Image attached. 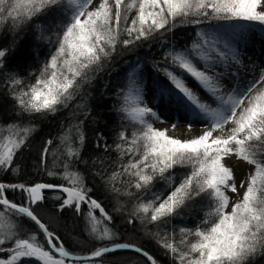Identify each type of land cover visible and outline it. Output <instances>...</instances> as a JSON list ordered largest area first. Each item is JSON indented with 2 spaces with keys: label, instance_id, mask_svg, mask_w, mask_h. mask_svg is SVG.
<instances>
[{
  "label": "snow or ice",
  "instance_id": "6c2138e0",
  "mask_svg": "<svg viewBox=\"0 0 264 264\" xmlns=\"http://www.w3.org/2000/svg\"><path fill=\"white\" fill-rule=\"evenodd\" d=\"M50 13L56 20L47 29L39 22L33 25L36 39L49 48L30 79L6 66L11 49L0 48V74L18 114L16 121L0 122V172L19 173L14 162L36 130L32 118L70 110L52 153L61 171L47 172L64 183L0 181V264H104L106 255L122 250L139 254L146 264H159L143 247L115 242L113 216L73 165L80 160L84 120L90 115L85 86L111 62L118 47L124 51L160 42L178 27H193V38L181 47L167 45L163 64L152 67L170 86L160 90V98L167 93L203 126L193 132L189 121L186 138L156 127L165 121L147 104L145 66L137 61L118 89L117 112L131 132L122 124L113 170L106 179L96 175L117 200L131 201L127 223L139 221L172 264H253L264 255V67L255 74L253 64L248 79L239 47L253 25L264 29V0H0V31L15 33ZM189 79L208 100L189 86ZM24 117L28 123L22 122ZM100 141L103 134L97 147H111ZM52 145V139L45 141L42 164ZM48 190L60 193L54 197L59 201L56 211L71 209L83 221L89 243L98 242L86 255L70 250L39 215ZM15 193L19 201L10 198ZM187 218L193 227L172 223L179 219L184 224Z\"/></svg>",
  "mask_w": 264,
  "mask_h": 264
},
{
  "label": "trees",
  "instance_id": "16d2710c",
  "mask_svg": "<svg viewBox=\"0 0 264 264\" xmlns=\"http://www.w3.org/2000/svg\"><path fill=\"white\" fill-rule=\"evenodd\" d=\"M55 20V15L50 13L47 17L36 18L15 33L10 32L7 28L0 31V48L11 49L6 59V66L9 69L19 71L20 75L26 78V81L30 79L28 74L38 69L41 61L46 58L49 48L47 43L36 39L37 32L33 25L39 22L47 29L49 22L54 23ZM252 28L264 35V29L259 25H253ZM194 30L193 27H178L173 33L162 37L160 42L152 40L144 42L139 47H131L124 51L119 47L117 48V54L111 62L105 65L103 71L96 74L90 85L85 86L87 95L84 97V102L88 105L90 115L84 120L85 142L80 153V160L75 161L73 165L75 170L84 176L88 186L93 188V195L113 216V222L110 226L118 233L115 242L135 243L154 254L159 264H172L168 255L165 254L166 250L160 247L154 239L144 234L145 228L139 221L133 224L127 223V218L131 213V201L125 197L117 200L112 193L105 189L104 181L96 173L100 172L106 179L107 173L113 170L114 161L117 160L114 144L122 124L128 127L129 132H131V126L127 121H122L117 112L120 103L118 89L125 81L126 71L137 61L147 62L151 67L157 63L163 64V53L166 46L169 44L177 47L184 46L193 38ZM36 52L39 53V57L35 55ZM153 78L158 88L170 87L163 75L155 70ZM3 79L4 74H0V122L8 123L18 120V114L13 111L15 102L9 97ZM69 115L70 110H64L55 116L32 118L31 123L35 125L36 130L29 138L26 146L20 150L14 162L19 165V173L0 172V181L25 184L37 182L64 183L59 175L49 176L47 172L59 173L61 171V165L58 161L54 162L52 153L57 152V137L62 131V124L65 126L68 124ZM80 118L83 119V117ZM22 122L28 123L29 120L24 117ZM100 134H103L104 141L111 146L107 151L102 146L97 147ZM48 139L53 140V145L50 147V154L47 156L46 163L42 164L41 152L45 146V141ZM104 141H100V143L103 144ZM157 187L160 185L157 184ZM59 194L51 190L46 191V200L42 206L38 207V213L46 222H49L52 229L61 235L70 250L76 254L86 255L92 249L93 244L98 245V242L89 243L86 230L83 228V221L71 209H65L62 213L56 211V205L59 201L55 200L54 197ZM10 198L19 201L21 196L19 193H15L10 194ZM121 205H123L122 210L116 211L115 209ZM194 215L198 216L199 214L194 213ZM25 223L34 230V226L27 221ZM172 223L177 226H194L192 218H187L184 224L179 219L173 220ZM149 228L155 230L152 225H149ZM177 239H179L178 236ZM77 241L81 243H77ZM103 260L104 264H146L145 259L139 254L126 250L108 254ZM28 264H35V262L31 261ZM253 264H264V255L256 257Z\"/></svg>",
  "mask_w": 264,
  "mask_h": 264
},
{
  "label": "rangeland",
  "instance_id": "374dc122",
  "mask_svg": "<svg viewBox=\"0 0 264 264\" xmlns=\"http://www.w3.org/2000/svg\"><path fill=\"white\" fill-rule=\"evenodd\" d=\"M253 29V28H252ZM239 47L242 49V55L245 63V72L248 73L247 78L251 79L253 64L255 67V74H258L259 68L264 67V35L259 34L257 31L253 29L252 32L246 35V38L239 41ZM144 65V80L146 84V94L145 99L149 107L157 110L165 121V123H157L155 126L159 128H169L170 134L180 136L181 138H186L185 131L189 121L193 123V132H197L202 126V122L196 120L191 115L186 113V110L176 102L175 99H168L167 93L164 99L160 98V88L157 87L156 82L153 78L154 70L150 64L147 62H140ZM188 84L191 88L199 93L201 98L208 100V96L205 94L203 90H201L197 84L189 79ZM172 96L175 97V93H172ZM209 102H211L209 100ZM179 121L177 125V129L173 132L171 131V126L173 123ZM245 166L242 165L240 168L236 170L237 177L239 178L242 174L243 168Z\"/></svg>",
  "mask_w": 264,
  "mask_h": 264
}]
</instances>
